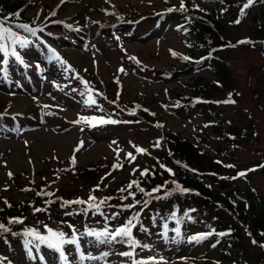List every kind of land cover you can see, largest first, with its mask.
<instances>
[{"label": "rangeland", "instance_id": "374dc122", "mask_svg": "<svg viewBox=\"0 0 264 264\" xmlns=\"http://www.w3.org/2000/svg\"><path fill=\"white\" fill-rule=\"evenodd\" d=\"M5 1L16 6L19 16L15 18L20 21H7L5 26L13 27L30 43L16 46L20 60L0 53V61L7 59L6 64L0 63V205L29 200L34 191L26 188L41 184L57 199L47 211L33 212L29 207L26 218L20 217L22 226L3 230L0 264H133V260L145 264H264V241L254 227L255 215L264 217V176L259 171L264 166V1L252 0L235 26V8L228 9L219 0H193L198 6H219L226 15L214 40L227 46L218 54L230 73L227 86L211 85L217 79L214 73L183 59L188 37L178 27L180 21L158 15L169 5L179 6L181 0ZM233 1L243 6L248 3ZM18 24L43 31L32 36L16 28ZM51 50L67 63L53 58ZM69 65L75 71H66ZM77 74L89 82L88 96L103 107L102 112L83 103L87 97L79 94L85 88L75 79ZM229 99L235 103H224ZM133 111L139 120L129 116ZM81 116L97 119L74 123ZM109 117L131 123L101 122ZM227 131L230 136L224 134ZM41 136L47 138L46 147L41 145ZM63 139L73 143L66 152L59 145ZM181 141L195 144L197 154L203 150L204 156L233 167L218 163L214 170L207 157L198 158L189 149H183L180 158L176 149ZM133 145L147 153L136 152ZM101 146L97 159L86 156ZM128 152L135 160L127 158ZM161 165L185 176L204 177V183L217 194L236 197L237 207L245 205L247 224L208 196L184 188L175 174L163 178L167 189L153 195L161 199L141 195L136 198L140 206L130 211L118 207L123 203L118 198L100 204L107 220L92 211L84 214V205L62 206V200H88L90 194L112 197L121 185L144 180L140 170H155L162 178L165 168ZM241 172L245 175L239 176ZM177 184L187 191L178 190ZM97 185L99 190L93 192ZM133 190L138 189L133 186ZM137 212L132 229L139 242L135 249L87 235L88 230H114ZM114 213L119 215L113 217ZM188 215V220L219 231V242L197 246L186 236L167 239L166 232L181 229ZM45 225L63 231L67 238H77L78 246L64 244L62 259L46 245L38 250L26 245L33 237L25 236V231L35 228L47 234ZM201 231L197 226L187 229L190 234ZM227 248L235 251L237 262L225 259ZM129 251L135 256L120 255Z\"/></svg>", "mask_w": 264, "mask_h": 264}, {"label": "trees", "instance_id": "16d2710c", "mask_svg": "<svg viewBox=\"0 0 264 264\" xmlns=\"http://www.w3.org/2000/svg\"><path fill=\"white\" fill-rule=\"evenodd\" d=\"M223 2L225 6L228 8H235L238 11V14H234V25L237 26V23L235 21L239 20L241 18L240 14L242 13L244 6L240 2H234L233 0L227 1V0H219V2ZM264 1V0H260ZM185 9L181 10V4L179 6H172L169 5L167 8V11H162L158 15L162 16L163 19H174L176 21H180V24L178 27L182 29V32L184 35L188 37L186 40L187 44V51L185 52L184 56L189 57L190 60H188V64L190 66H195L197 69H208L212 73H214L217 77L215 81L212 82L211 85L216 84L217 86H227L230 80V73L227 69V67L222 63L220 58L218 57V54L220 51H223L227 46L226 45H218V42L214 39L217 38V33L220 29V24L225 21L226 15L224 14V11H221L219 9V6L217 8H211L208 6H198L197 4L193 3V0H188L187 2L184 1ZM228 8V9H229ZM171 9V10H170ZM16 12V6L14 4H10V2L5 0H0V18L4 17H10V15H13ZM13 17H10L9 24H16L19 23V19ZM233 25V23H232ZM262 45V44H261ZM264 45V44H263ZM196 56L197 58H194ZM199 96H196L194 99L193 97H190L189 102L197 101ZM193 99V100H192ZM212 102V101H211ZM208 102L209 106L212 107V103ZM195 108L197 107V104H194ZM200 106V104L198 105ZM132 107H130L129 110H131ZM215 108V105L212 107ZM140 110V108H137ZM140 112V113H139ZM130 112H128L129 114ZM139 115L143 114L142 111H138ZM133 116L136 120H139L137 112H135V115H129ZM217 130V126H216ZM233 133V132H232ZM223 134V133H222ZM226 136H230V132L224 133ZM177 139V137H176ZM195 144H192L191 142H183L181 141L180 147H177L176 151L179 154L178 157L182 158L181 152L186 149H189L190 152H195L197 154V147H195ZM202 153L197 154L198 158L207 157L210 163V167L215 170L214 166H217L219 161L212 159L211 157L204 156L206 155L203 150H199ZM223 164V163H219ZM224 167L225 164H223ZM100 165H97L96 168L103 169L104 167H99ZM166 168L171 169V166H166ZM165 168V169H166ZM227 168V167H226ZM65 168L64 170H72ZM78 169V168H75ZM63 170V169H62ZM161 173L163 174V177H159L158 174H155V170L149 169V175L144 176V184H142V181H140V186L143 187L145 190L150 191L153 188H155L158 185H164L163 178H170L168 171L161 169ZM184 170L181 168V171ZM142 170H140L141 172ZM261 174L264 176V166L261 167L259 170ZM173 172V171H172ZM178 178L179 182L182 184L184 188L192 189L194 191H197L198 193H202L203 196H208L209 198L213 199V202H217L220 205H222L224 208L229 210L231 214H233L242 224H247V214L245 205L243 204L240 207H237L236 205V197H228L225 194H217L216 191L212 188L207 186L204 183V177L201 179L191 176H185L181 173H175L173 172ZM186 174V172H183ZM217 173V172H216ZM62 177V174H59ZM190 175V174H189ZM109 176V175H107ZM178 178L176 180H178ZM141 180V177H139ZM167 180V179H165ZM126 185H121L120 188L126 187ZM46 186V185H45ZM100 187V185H99ZM47 188V187H46ZM26 189L29 191H34L31 193V198L27 201L20 200L17 202H11L9 205L7 204H1L0 205V223H3L8 229H17L18 227L22 226L21 223H9L10 218H26L28 213V208L31 207V210L35 212L37 204H39L40 209L44 208V211L49 210L53 207L54 203L56 202L57 198H53L52 196H41L38 195V192L44 191L47 192L46 189H44L43 184L39 185L38 188L34 186H28ZM44 189V190H43ZM167 189V186L163 187L161 189V192ZM129 191H134L136 193V198H140L141 195H144L140 193L138 190H133V188ZM111 193V192H110ZM108 194V192L105 193V195ZM155 194V193H154ZM153 194V195H154ZM93 195V194H91ZM127 195V192H114L112 195V199L118 198L119 201H122L120 197ZM137 200V199H136ZM48 201V203H46ZM131 198L128 200L123 201V203H129L131 202ZM132 203V202H131ZM140 205H137L139 207ZM190 215L187 216V219L185 222L180 225L181 229H178L177 232L169 231L166 232L167 239H182L185 238V236L189 239V241L193 244H196L197 246H202L207 242H219V234L220 232L217 231L213 226H207L206 223L199 222L197 220H188ZM200 227L202 229L201 232H195L193 234H190L187 232V229L190 227ZM175 227L179 228V225H175ZM189 227V228H187ZM254 227L256 230V235L261 239V241H264V217L260 218L255 215L254 220ZM183 229V230H182ZM208 230V231H205ZM188 233L185 235V233ZM3 233V230L0 229V235ZM184 233V235H183ZM183 235V237H182ZM193 237H202L200 239H193ZM221 242V241H220ZM224 244L229 245L227 241H224ZM214 244L210 246L213 248ZM223 255L225 259L238 261V258H236V253L234 250L231 249H224ZM230 264V263H227ZM238 264V262H237Z\"/></svg>", "mask_w": 264, "mask_h": 264}, {"label": "snow or ice", "instance_id": "6c2138e0", "mask_svg": "<svg viewBox=\"0 0 264 264\" xmlns=\"http://www.w3.org/2000/svg\"><path fill=\"white\" fill-rule=\"evenodd\" d=\"M252 3V0H248V3L244 5V7H248L250 4ZM181 10L185 9V4H184V0H181ZM171 10V9H170ZM53 15H55V13H52ZM15 16H19V13H15ZM10 19V17H4V18H0V53H2L4 55V57H7L9 55L14 56L17 60H20V56L18 54V52L16 51V46L19 45L21 48L27 46L30 41L24 37L19 35L16 31L13 30V27L11 26H5L6 22ZM235 23H239V20L235 21ZM16 28H20L23 29L25 32L30 33L32 36H36L38 31H43V29H35L30 27L27 24H18L15 26ZM118 39V37H117ZM241 43H244V41H241ZM11 49V50H10ZM53 52V58L60 60L61 64H66V61H63L58 54L55 53V50H51ZM173 55H176V53H173ZM135 59V58H132ZM183 59L188 60L189 57H183ZM23 61H21L22 63ZM138 62V61H137ZM0 63H7V59H4L3 61H0ZM67 70H71V71H75L74 69H71V66H68ZM120 71H123V69H120ZM75 79L79 80L83 85L85 90L84 91H80L79 94L82 97H87L83 100V103L88 106V107H92L93 105L97 107V109L99 111H103V107L99 104L96 103L95 100H92L90 96H88V92L90 91L89 88V82L83 80L82 77H80L78 74L75 76ZM118 83V81H117ZM73 91H77V89H73ZM99 94V93H98ZM102 95V94H99ZM105 99H107V97H104ZM235 103V101L232 100H226L224 101V103ZM111 103H115V101H111ZM139 107V106H137ZM145 111H147V109H145ZM130 115H135V112H130ZM154 115V114H153ZM97 119L96 117H87V116H81L79 120L74 121V123H81L83 122H90L92 120ZM101 122L103 123H111V124H116V123H131V121H118V120H114L111 119L110 117L108 119H103L101 118ZM94 126V125H93ZM160 126V125H158ZM82 141H81V145H82ZM157 142V146H158ZM133 147L135 148L136 152L138 153H147V150L142 148V147H138L136 145H133ZM78 150V149H77ZM127 158L129 160H135V156L133 155L132 152H128L126 154ZM73 164H75V159L73 158ZM179 163V162H177ZM114 167H122V165H115ZM227 167H233L232 165H227ZM161 168H165L164 165H161ZM166 171H168L169 173H172L171 169H165ZM133 174H135V170L133 172ZM12 173H9V176H11ZM141 175L142 176H147L149 175V170L148 169H144L141 171ZM245 173L241 172L239 173V176H244ZM175 183V182H174ZM133 186H135L140 193L146 195V196H150L153 197L154 199H161L162 197L160 196H153L154 193H159L161 191V189L164 187V185H158L155 188H153L150 191L145 190L143 187L140 186L139 181L133 180L131 182H129V184L126 187H123L121 189H119L120 192H127V195L120 197V199L122 201L128 200L129 198H131V200L133 201L132 203L129 204H120L118 205V207H121L124 210H131L133 208H136L137 205L141 204V201L136 200V193L134 191H129L130 189L133 188ZM176 188L178 190L181 191H187L186 189H181V186L179 184L176 185ZM99 190V185H97L92 191H96ZM38 195L41 196H52L55 195L54 193L51 192H38ZM58 199H62V198H58ZM112 199V197H103V198H98L95 195H89L88 200H84L81 198H77L75 200H62V206H69L72 204H77V205H84L85 207L82 209L84 214H87L89 211H92L93 214H99L101 216H104V218L107 220L109 219V217H107L100 208V204L105 203L106 201ZM99 200V203H96V201ZM5 203H7V201H5ZM46 203H48V201H46ZM145 205L147 203H149V201H144L143 202ZM10 206V205H9ZM43 209L40 208H36L35 211H42ZM71 214V213H68ZM119 215V213H114L113 217ZM139 216V212L133 214L124 224L120 225L119 227L115 228L114 230H109L108 227H105L102 231H95V230H88L87 235L89 236H95L96 239L98 241L101 242H105V241H116V242H123L126 243L130 248L135 249L138 245L139 242L133 237V233H132V229L135 227L134 221H136L138 219ZM9 223H23V219L22 218H10L9 219ZM71 227V226H70ZM0 229L4 230V231H9V229L3 224L0 223ZM45 229H46V233L47 234H41L39 233L35 228L32 229H27L24 233L25 236H31L33 237L32 240H28L26 241V245H34V247L38 250L40 248L41 245H46L47 247L56 250L61 258H64V253H63V245L66 243H71V244H76L78 246V239L77 238H67V234L64 233L63 231H57V230H53L52 228L47 227V225H45ZM178 231V229H177ZM223 235V234H221ZM73 237H75V229L73 228ZM202 237H193V239H200ZM253 243H256V241H253ZM262 247H264V245H261ZM147 247V246H145ZM29 254H31V247L28 248ZM105 255H107V253H105ZM120 255L122 256H126V257H134L135 256V252L134 251H129V252H122L120 253ZM154 259V258H153ZM133 264H145L144 261H137V260H133Z\"/></svg>", "mask_w": 264, "mask_h": 264}, {"label": "bare ground", "instance_id": "6f19581e", "mask_svg": "<svg viewBox=\"0 0 264 264\" xmlns=\"http://www.w3.org/2000/svg\"><path fill=\"white\" fill-rule=\"evenodd\" d=\"M42 137V136H41ZM40 137V138H41ZM42 146L46 147L47 146V138L46 137H42ZM59 145L61 146L62 152H66L68 148H70V146L73 145L72 141L69 139H63L60 141ZM101 151H103V146L101 147H95L94 149L90 150L86 156L89 157V159H97L99 154L101 153ZM15 159H18L20 161L23 160V158L19 155H15Z\"/></svg>", "mask_w": 264, "mask_h": 264}]
</instances>
